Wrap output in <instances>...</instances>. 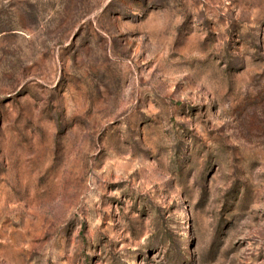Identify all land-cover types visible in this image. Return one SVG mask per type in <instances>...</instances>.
<instances>
[{"label":"rangeland","instance_id":"1","mask_svg":"<svg viewBox=\"0 0 264 264\" xmlns=\"http://www.w3.org/2000/svg\"><path fill=\"white\" fill-rule=\"evenodd\" d=\"M0 264H264V0H0Z\"/></svg>","mask_w":264,"mask_h":264},{"label":"trees","instance_id":"2","mask_svg":"<svg viewBox=\"0 0 264 264\" xmlns=\"http://www.w3.org/2000/svg\"><path fill=\"white\" fill-rule=\"evenodd\" d=\"M166 235V237L164 238V244L166 243V245H167V243H169V244H171L170 245V249L167 251V255L168 256H170L171 258H176V259H178L179 261H181L182 259H184V256H185V254H184V250H185V246H184V244L183 243H181V244H176L175 242H173L172 241V237H170L167 233L165 234ZM164 247H166L165 245H164Z\"/></svg>","mask_w":264,"mask_h":264}]
</instances>
